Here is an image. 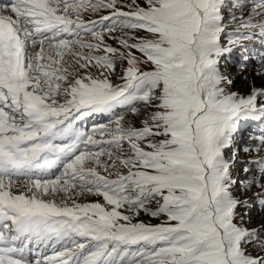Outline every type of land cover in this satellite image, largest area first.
I'll return each instance as SVG.
<instances>
[{
  "label": "snow or ice",
  "instance_id": "6c2138e0",
  "mask_svg": "<svg viewBox=\"0 0 264 264\" xmlns=\"http://www.w3.org/2000/svg\"><path fill=\"white\" fill-rule=\"evenodd\" d=\"M254 39L264 0H0V264H264V85L221 68Z\"/></svg>",
  "mask_w": 264,
  "mask_h": 264
},
{
  "label": "rangeland",
  "instance_id": "374dc122",
  "mask_svg": "<svg viewBox=\"0 0 264 264\" xmlns=\"http://www.w3.org/2000/svg\"><path fill=\"white\" fill-rule=\"evenodd\" d=\"M125 2H127V0H125ZM124 10H127V8H125ZM107 14H108L107 11H102L99 15H107ZM99 15L96 14L86 15L84 18L85 20L98 19ZM139 35H144V33H139ZM108 43L111 44L113 47H119V45L115 41H112L110 39L108 40ZM245 43L248 49L246 53H242L239 49H237L221 65L222 70L226 69L227 73L234 80L232 91L238 92L243 95H247L249 93L253 81L255 82L256 87H260L261 85H264V76L256 75L257 63L261 59V57L264 56V42H261L259 39H254L253 41H246ZM136 55L139 56L140 54L136 53ZM242 55H247L249 57L246 68L241 67ZM124 66L126 67V64ZM119 70L120 67L118 66V71ZM113 83L118 84L120 83V80L114 77ZM87 118L90 119L89 120L84 119V120H86V123H88L89 125V131H91V129L98 124H107L109 122V117L107 114L97 113ZM125 119L133 123L135 126L140 125V118H138L135 114L131 112H125ZM261 129H264V122H261L258 119H252L246 122H242L235 142L236 146L240 147V151L237 154V162L235 165L236 171H240L245 162L259 158V154L255 152L246 153L243 151V148L241 146L255 143V141L252 140L251 137L253 135L259 134ZM227 154L231 155V153H227ZM241 176H243L242 172H241ZM97 199H99L102 202V197L101 198H97L94 196L89 197L90 201H95ZM258 212L259 210L257 209V211L254 212V215H257ZM139 219L143 220L145 223H150V224L160 223L159 219L145 215L144 213H141Z\"/></svg>",
  "mask_w": 264,
  "mask_h": 264
}]
</instances>
